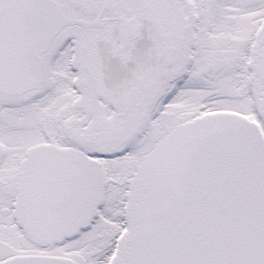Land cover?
Here are the masks:
<instances>
[{"label": "snow or ice", "instance_id": "obj_1", "mask_svg": "<svg viewBox=\"0 0 264 264\" xmlns=\"http://www.w3.org/2000/svg\"><path fill=\"white\" fill-rule=\"evenodd\" d=\"M0 264H264V0H0Z\"/></svg>", "mask_w": 264, "mask_h": 264}]
</instances>
